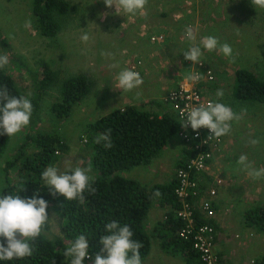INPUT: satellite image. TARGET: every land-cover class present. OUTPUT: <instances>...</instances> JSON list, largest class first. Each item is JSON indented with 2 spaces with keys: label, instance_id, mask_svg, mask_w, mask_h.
<instances>
[{
  "label": "rangeland",
  "instance_id": "obj_1",
  "mask_svg": "<svg viewBox=\"0 0 264 264\" xmlns=\"http://www.w3.org/2000/svg\"><path fill=\"white\" fill-rule=\"evenodd\" d=\"M64 1L67 2L68 9L66 13L57 15L60 29L57 37L50 39L40 33L31 11L30 0H0V32L3 39V44L0 43V55H7L9 58V63L3 70L13 77L27 96L32 95L35 81L42 78L45 63L50 64L56 75L52 85L43 91L34 123H29L20 132L10 136L6 147L0 152V190L5 185V162L12 157L29 132L57 133L63 138L67 148L59 151V157L51 165L57 167L59 172L64 171L69 162L75 168L83 160L81 166L91 164L89 174L96 177L98 171L91 161L94 132L90 124L99 116L125 106L124 100L129 105L155 113L174 111V103L168 94L175 86L178 87L179 81L182 82L187 77L180 78L184 75L180 73L179 78L175 79L169 76L173 71L168 70L173 62V66L182 67L184 73L191 72L193 62L183 56V52L190 47V42L184 35L188 26L196 30L197 44L202 37L215 36L220 44L228 43L232 47L234 61L218 50L209 52L201 45L200 61L205 67L212 68L214 73L211 82H202L203 94L207 100L223 103L242 117L239 121L231 122V130L222 136V140L245 144V154H250L247 156L248 161L256 169L264 168V103L236 100L232 95L236 68H246L264 80V9L255 8L251 0H148L144 10L147 13L145 18L139 13L131 15L122 12L117 15L115 6L108 8L103 0ZM26 22L28 27H25ZM85 33L90 37L86 43L81 40ZM153 33L161 35L158 42L151 40L156 35ZM172 35L175 38L165 40ZM149 40L160 44L152 49L142 48L138 53V41L143 42L139 44L141 47H149ZM102 52L110 55H101ZM143 54L146 56L143 57ZM178 57L186 60L189 66L185 67V63L182 65ZM161 61L167 65L165 71L156 70L161 68L158 67ZM133 65L143 78V84L125 92L117 86L116 77L125 68L131 70ZM115 66L121 67L117 69ZM153 74L157 78L164 77L166 87L171 83L172 77L173 87L165 95H160L156 85L145 84L148 80L152 81ZM75 75L87 76L90 90L74 105L70 115L61 119L51 108L61 100L60 87L63 80ZM221 89L224 95L218 98L216 92ZM151 100L152 102H148ZM178 139L181 142L179 137ZM253 139H258L259 143L252 145L250 141ZM169 144L149 164L135 166L119 174L133 178L147 187L175 178L180 158L179 146L173 142ZM235 152L234 161L230 165L233 172L231 170L225 174L233 176L235 185L241 190L230 191L225 187L220 193L221 201L219 194L215 198L220 203L217 211L222 213V225L225 226L227 220H233L230 223L231 231L227 233L224 227L217 230L218 222L215 219L213 221V218L211 221L215 226L216 238L222 231V236L231 235L230 240L244 246L249 245L246 251L238 247L241 253L234 264H238L241 259L244 260L242 264L245 261L253 264L251 260L264 256V230L248 225L246 216L253 210H257L256 213L264 210V178L260 184L247 188L251 182L242 179V176L247 177V171L237 163L238 157L243 153L239 147ZM214 156L215 154L211 164ZM13 171L8 173L10 178L16 177ZM212 172L213 175L216 173ZM202 175L205 177L203 187L209 185L210 176ZM221 187L222 185L219 188ZM217 207L216 203L215 211ZM169 210L172 211L170 206H160L157 201L149 209L144 223L150 235V247L141 260L142 264H153V259H158L162 253L167 257L161 258L158 261L160 264H186L180 254L164 252L159 246L160 237L154 232V226L158 221L165 220L164 214ZM173 212L175 214V210ZM206 220L204 217V221ZM50 224L51 233L59 234L57 215L53 210L50 213ZM246 252L247 256H244L243 253ZM94 259L95 255L92 263L90 261L85 264H93Z\"/></svg>",
  "mask_w": 264,
  "mask_h": 264
},
{
  "label": "trees",
  "instance_id": "obj_2",
  "mask_svg": "<svg viewBox=\"0 0 264 264\" xmlns=\"http://www.w3.org/2000/svg\"><path fill=\"white\" fill-rule=\"evenodd\" d=\"M30 1L31 11L40 33L50 39L57 37L60 29L57 15L66 13L67 2ZM0 43L3 44L1 32ZM41 73L43 76L35 81L32 95L27 96L17 86L13 77L0 69V87L6 86L10 95L25 96L30 99L33 106L30 124L35 121L43 91L56 79L49 63L43 65ZM89 90L90 80L87 76L68 77L61 83V100L54 103L51 109L61 119L66 118L74 105L83 99ZM232 95L236 100L264 103V80L246 68H236ZM90 126L94 132V139L91 142V161L98 174L92 184L96 189L95 193L90 194L86 190L83 193L85 199L82 203L78 199L68 201L61 194L52 195L41 179L42 172L59 157V151L67 148L59 134L29 132L12 157L6 160L5 185L1 188L0 195L18 194L21 198H31L34 194H38L48 202L46 211L49 220L44 225L41 235L30 241L33 245L31 256L11 261L0 260V264H67L71 257H65L63 253L81 234L88 240V252L96 256L103 247L99 242L100 237L110 234L106 231L105 225L111 221H117L120 226H130L133 232L131 239L143 245L139 249L142 260L150 247V235L146 231L144 222L155 201L160 206H170L172 210L166 211L165 220L158 221L154 226L155 235L160 237V248L167 253L180 254L186 264H202L190 241L180 238L177 233L182 221L173 212L180 204L175 193L178 183L176 177L147 187L133 178L119 174L135 166L149 164L172 138L178 135L181 122L175 112L166 110L159 114L135 105H125L112 109ZM109 130L112 147L106 149L104 142L96 143L95 138ZM9 137L6 134L0 135V152L6 147ZM190 154L189 150L183 149L182 157L177 161V169L187 163ZM11 170H14L16 177L8 176ZM157 190L160 192L159 196L154 195ZM192 208L196 221L198 223L204 221L200 209L196 205ZM52 210L57 215L59 234L56 235L52 234L50 229ZM256 212L257 210H253L248 213L247 224L264 230V210H260V213ZM210 222L212 223L211 220ZM0 242H4L6 246L5 238L0 237ZM253 264H264V256L257 257Z\"/></svg>",
  "mask_w": 264,
  "mask_h": 264
},
{
  "label": "clouds",
  "instance_id": "obj_3",
  "mask_svg": "<svg viewBox=\"0 0 264 264\" xmlns=\"http://www.w3.org/2000/svg\"><path fill=\"white\" fill-rule=\"evenodd\" d=\"M103 2L108 8L115 6L117 15H121L122 12L131 15L139 13L146 18L147 13L144 10L148 0H103ZM251 3L255 8L264 9V0H251ZM28 26L29 24L26 22L25 27ZM184 35L190 42V47L189 50L183 52V56L193 64L200 62L201 45L209 52L218 50L234 61L232 47L228 43L220 44L217 37H202L197 44L196 30L192 26L185 29ZM89 38L87 33L81 36V40L85 43ZM101 55L110 54L102 52ZM8 63V56L0 55V69L6 67ZM116 79L117 86L125 92L132 91L143 84V78L139 72L127 68L121 70ZM187 79L197 81L199 75L190 73ZM223 95L222 89L217 90L218 98ZM137 98H139V93H137ZM32 107V103L27 97L10 95L6 86L0 87V135L13 136L28 126ZM241 118L231 107L218 101H209L206 105L201 104L198 107H193L181 125L187 129L190 124L194 131L205 127L211 133L208 138L214 136L219 139L230 132L233 120L239 121ZM101 141L104 142L106 149L112 147L110 130L95 138L96 143ZM250 143L258 144L259 140L253 139ZM83 163L84 161L80 160L78 166L73 168L69 162L64 172H59L55 166H48L42 172L41 179L52 195L61 194L68 201L78 199L82 203L85 199L83 193L86 190L90 194H94L96 191L92 187L94 177L89 174L92 170L91 164L82 167ZM237 163L247 171L252 179L264 178V168H254L246 154H241ZM37 192L39 191L37 190ZM154 195L159 196V190ZM47 208L48 202L38 194H34L31 198H21L18 194L0 195V237L6 240V246L4 242H0V260L23 259L33 254V245L30 241H34L41 235L44 225L49 220ZM105 229L110 234L100 237L99 242L103 247L100 253L96 254L93 264H142L139 249L143 245L141 242L131 239L133 232L130 226H120L117 221H111L105 225ZM88 247L86 236L81 234L63 254L65 257L72 258L71 264H83L84 258L88 256Z\"/></svg>",
  "mask_w": 264,
  "mask_h": 264
},
{
  "label": "built area",
  "instance_id": "obj_4",
  "mask_svg": "<svg viewBox=\"0 0 264 264\" xmlns=\"http://www.w3.org/2000/svg\"><path fill=\"white\" fill-rule=\"evenodd\" d=\"M161 39L160 36H153L151 40ZM140 63V62H139ZM200 61L195 64L192 73L199 75L197 81H191L185 78L179 82L178 87L169 93V99L174 103V112L177 119L182 123L186 119L187 113L201 104H207L203 91L199 88V83L212 81L214 79L213 70ZM135 66L131 70L135 71ZM198 133V134H197ZM211 135L210 130L201 127L193 130L189 124L187 129L181 128L178 137L181 139L185 150L190 151L187 163L177 169V186L175 193L180 201L179 208L175 210V216L180 218L182 226L177 230L178 236L190 241L194 251L199 256L202 264H230L215 249L216 231L215 227L209 221L215 215V198L219 193V187L223 185L224 180L218 174L212 172L213 154L220 151L222 146V137L217 139ZM202 174L210 176V184L202 185L205 180ZM213 175V176H212ZM200 209V213L207 219L197 222L193 212V206ZM90 257V258H89ZM94 256L88 252L84 258L83 264L90 262ZM71 259L67 264H71ZM253 263L254 261L251 260Z\"/></svg>",
  "mask_w": 264,
  "mask_h": 264
},
{
  "label": "crops",
  "instance_id": "obj_5",
  "mask_svg": "<svg viewBox=\"0 0 264 264\" xmlns=\"http://www.w3.org/2000/svg\"><path fill=\"white\" fill-rule=\"evenodd\" d=\"M153 34H156V35H154V36H158L157 35V33H153ZM153 37V36H152ZM173 38H175V36L174 35H172L170 38H167V39H165V40H169V39H173ZM152 41H159V39H157V40H152ZM147 42H149L150 44H151V46H149V47H141V45H139V44H141V43H143L142 41H138V44H136V48L138 49V53H139V51L142 49V48H146V49H152L153 47H156L155 45H158V44H160V43H157V42H154V43H156V44H154L153 42L151 43L150 42V40L149 41H147ZM163 44H164V42H162ZM148 54V53H147ZM146 56V54H143V57H145ZM159 58H162V56H160ZM175 58V57H174ZM173 59V58H172ZM178 60L182 63V65L185 63V67H188L189 66V63L186 61V60H183L181 57H178ZM147 62V61H146ZM147 64V66L149 65L148 64V62L146 63ZM174 65V63L173 62H171L170 63V69L168 70V71H173L172 72V74H170L169 76H173V78H175L176 79V77H177V79L179 78V74L181 73V74H184L183 76H180V78H182V77H184V76H186V77H188V75H189V73H192L193 72V70H194V68H195V64H193V63H191V66H190V70H191V72H189L188 74L187 73H184L183 71H182V67H175V66H173ZM119 67H121V66H115V68H117V69H119ZM158 67H161L160 69H158V68H156V70H160V71H165L166 69H167V65L166 64H163L162 63V61H161V63H160V65L158 66ZM145 68H147V67H145ZM212 69V68H211ZM145 72H146V70H145ZM148 73V72H147ZM147 73L145 74V75H147ZM214 74V73H213ZM145 75L143 76V77H145ZM151 79H152V81L151 80H148L145 84H148L149 86H157L158 88H159V91H160V95L161 96H163V95H165L166 94V91L168 90V89H170L171 87H173L172 85L174 84V83H172V77H171V83L166 87L165 85H164V83H163V80H164V77H162V76H158V78L155 76V74H153L152 76H151ZM168 79H166V81H167ZM203 81H201L200 83H199V88H200V90H202V82H205V83H207V82H211V81H205V79H202ZM180 82V81H179ZM162 84H163V86H162ZM179 84V83H178ZM177 85V84H176ZM174 88H176V86L174 87ZM202 91H204V90H202ZM169 95V94H168ZM148 102H152V100L151 101H148ZM125 105H129L128 104V102L127 101H125L124 100V102H123ZM146 103V102H145ZM153 110V109H152ZM159 113V112H158ZM105 114H107V113H105ZM104 114V115H105ZM159 114H161V113H159ZM101 116H103V114L101 115ZM101 116H99V117H101ZM223 138V137H222ZM171 142H173L174 144H178V146H179V148H178V154H180V157H182V153H183V149H185V147H184V145H183V143H181L180 142V140L178 139V137H175V138H173L172 140H171ZM170 145V144H169ZM173 145V144H172ZM241 148V152L243 153V154H245V150H246V146H245V144H243V145H238V143L237 142H234V141H231V140H228V141H226V142H224V139H223V142H222V146H221V149H220V151L219 152H217V153H215V156H214V161H213V164H212V170L215 172L216 171V174H218V175H220L222 178H223V180H224V183H223V185H222V187L221 188H219V201H221L220 200V193H221V191L225 188V187H228V190H230V191H234V190H241L238 186H236L235 185V183H234V178H233V176H228V175H226L225 173L226 172H231V170H232V168L230 167V165L232 164V161H234L233 160V158H235V154H236V152H235V150H237V148ZM250 154H247V156H249ZM259 156H260V154H258ZM217 162H218V164H217ZM224 165V166H223ZM227 170V171H226ZM232 172H233V170H232ZM244 178V180H249L251 183H249L246 187L247 188H250L252 185L253 186H256V184L258 185V184H260L261 182H262V179H256V180H254V179H252L249 175H247V177H244V176H242V179ZM237 179H239V178H237ZM241 179V178H240ZM239 179V180H240ZM217 197H218V195H217ZM216 197V198H217ZM216 202V201H215ZM217 203V205H218V207H217V209H216V211H215V214H216V216L214 215V217H213V221H214V219L218 222L217 223V225H216V228H217V230L219 229V230H221V227H224V228H226V229H224L227 233H229V231H231V228H232V226L230 225V223L233 221V220H227V221H225V226H223L222 225V219H221V217H222V213L221 212H218L219 211V206H220V203L217 201L216 202ZM222 209V208H221ZM218 210V211H217ZM234 224V223H233ZM230 238H231V235H227V236H222V231L221 232H219V234L217 235V238H216V241H215V249H216V251L220 254V255H223L225 258H227V260H229L228 262L230 263V264H234L235 263V261H236V259L238 258V255L241 253V251L238 249V247H240V248H242L243 250H245L246 251V249L249 247V245L248 246H244V245H241V243H238V242H236L235 240H230ZM244 254V256H247V252L246 253H243ZM150 257V256H149ZM163 257H167V256H165V254H163L162 253V256L161 257H159L158 259H153L154 260V263L153 264H160V263H158V261L161 259V258H163ZM230 257H231V259H230ZM145 260H146V258H145ZM243 261L244 260H239L238 261V264H242L243 263ZM89 263V262H88ZM91 263H92V261H91ZM148 263H150L149 261H148ZM151 264V263H150ZM245 264H248V262H246L245 261Z\"/></svg>",
  "mask_w": 264,
  "mask_h": 264
}]
</instances>
